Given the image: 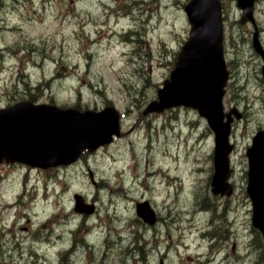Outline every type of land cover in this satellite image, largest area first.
<instances>
[{
  "label": "rangeland",
  "instance_id": "rangeland-1",
  "mask_svg": "<svg viewBox=\"0 0 264 264\" xmlns=\"http://www.w3.org/2000/svg\"><path fill=\"white\" fill-rule=\"evenodd\" d=\"M186 2L0 0V108L28 99L122 114L121 138L71 166L0 165V264H264L245 190V151L264 128L262 60L236 0H221L225 108L241 114L233 195L211 193L214 136L204 118L182 107L143 116L187 39ZM254 15L264 48V0ZM152 169L160 177L145 181ZM75 195L92 214L75 212ZM144 201L153 226L136 215Z\"/></svg>",
  "mask_w": 264,
  "mask_h": 264
},
{
  "label": "water",
  "instance_id": "water-1",
  "mask_svg": "<svg viewBox=\"0 0 264 264\" xmlns=\"http://www.w3.org/2000/svg\"><path fill=\"white\" fill-rule=\"evenodd\" d=\"M242 11L241 24L254 26L252 45L263 60L264 50L253 16L254 0H236ZM190 31L173 71L157 100L152 101L144 115L160 113L183 106L192 108L206 118L214 133V174L211 181L214 195H230L232 186L229 162L233 145L229 142L236 109L224 113V87L228 71L223 51V24L220 0H188L184 7ZM119 113L113 107L96 112L60 109L53 105H35L22 101L0 108V164L22 163L33 168L48 169L69 165L88 150L93 152L121 136ZM248 162L246 193L252 205V226L264 242V130H259L246 150ZM78 212L92 213L93 207L83 206L75 196ZM137 216L149 225L156 221L147 202L137 205Z\"/></svg>",
  "mask_w": 264,
  "mask_h": 264
},
{
  "label": "bare ground",
  "instance_id": "bare-ground-1",
  "mask_svg": "<svg viewBox=\"0 0 264 264\" xmlns=\"http://www.w3.org/2000/svg\"><path fill=\"white\" fill-rule=\"evenodd\" d=\"M13 29V28H12ZM10 32H11V30H9ZM7 54V52H2L1 53V55L2 56H4V55H6ZM160 175H161V173L159 172V171H157L156 169H152V170H147L146 171V174H145V181H149V182H152L154 179H156V176H158V177H160ZM121 176V175H120ZM170 179V182H172V183H174V181H175V178H173V177H170L169 178ZM67 217H68V215H67ZM65 219V218H64ZM68 219H71L70 217L68 218ZM115 220H117L116 219V217L114 218ZM125 229V228H124ZM62 237H63V235H62ZM61 236H59V237H55V239H54V244L56 243H58V242H60L61 241V238H62ZM96 250V247L95 248H93V251H95ZM220 263H221V261H220ZM95 264V263H94ZM213 264H216V263H213Z\"/></svg>",
  "mask_w": 264,
  "mask_h": 264
}]
</instances>
